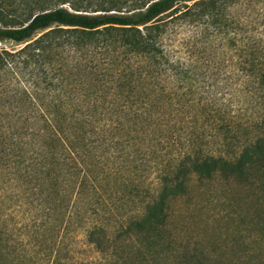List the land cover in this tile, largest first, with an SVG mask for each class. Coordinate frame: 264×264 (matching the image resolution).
Listing matches in <instances>:
<instances>
[{"label": "trees", "instance_id": "1", "mask_svg": "<svg viewBox=\"0 0 264 264\" xmlns=\"http://www.w3.org/2000/svg\"><path fill=\"white\" fill-rule=\"evenodd\" d=\"M179 23L193 30L182 52L165 40ZM216 39L233 68L207 75ZM1 40L17 46L0 48V161L82 180L98 258L264 264V0H0ZM192 181L243 194L246 259L178 239L174 203Z\"/></svg>", "mask_w": 264, "mask_h": 264}, {"label": "rangeland", "instance_id": "2", "mask_svg": "<svg viewBox=\"0 0 264 264\" xmlns=\"http://www.w3.org/2000/svg\"><path fill=\"white\" fill-rule=\"evenodd\" d=\"M261 13L258 11L256 15L259 22L256 25L260 27ZM236 14H240V9H231L229 16ZM192 31L189 24L179 23L165 40L182 52ZM214 44L217 49L209 54L214 53V63L209 62L214 67L206 69L207 75L216 69L228 72L233 68V49L226 40ZM16 46L12 41H0V48L10 50ZM213 147L229 151L226 146ZM29 152H34L32 147H28L27 155ZM12 156L13 153L4 157L9 167L0 164V264H108L84 242L82 180L58 184L61 180L54 168L43 164L33 166L34 162L31 169L42 179L25 177L13 169ZM152 176L150 173L148 180ZM190 184L189 194L174 203L178 239L224 259H246L243 247L252 245L254 237L248 223L249 203L242 201L243 194L222 182ZM24 192H31V197L27 198Z\"/></svg>", "mask_w": 264, "mask_h": 264}]
</instances>
